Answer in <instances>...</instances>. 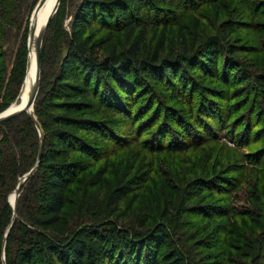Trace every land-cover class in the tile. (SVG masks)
<instances>
[{"label": "rangeland", "instance_id": "rangeland-1", "mask_svg": "<svg viewBox=\"0 0 264 264\" xmlns=\"http://www.w3.org/2000/svg\"><path fill=\"white\" fill-rule=\"evenodd\" d=\"M168 1L150 0L147 26L155 37L164 31L166 50L174 53L181 51V31L192 70L184 74L178 66L173 85L146 76L131 80L134 98L122 99L121 106L113 103L107 118L110 150L101 186L86 185L101 161L73 175L65 205L68 222L79 228L93 221L117 177L129 170L131 182L141 172L144 178L119 202L117 222L138 227L145 215L146 227L166 230L165 236H156L158 264H174L168 256L180 250L189 261L264 264V0ZM37 2L26 8L16 39L0 35V112L23 98L34 41L29 26L39 29L45 1L32 14ZM71 5L64 6L63 25ZM93 31L95 37L108 33L98 24ZM224 32L227 37L221 38ZM212 53L215 71L204 62ZM35 73L34 59L28 90ZM10 170L7 165L1 171L0 205L7 201L13 208L10 201L23 174L13 177ZM32 185L25 182L19 189L16 199L22 205H31L22 190L27 193Z\"/></svg>", "mask_w": 264, "mask_h": 264}, {"label": "trees", "instance_id": "trees-1", "mask_svg": "<svg viewBox=\"0 0 264 264\" xmlns=\"http://www.w3.org/2000/svg\"><path fill=\"white\" fill-rule=\"evenodd\" d=\"M33 2L0 0L2 40L17 38L21 19ZM149 2L60 0L40 48L33 111L42 127V138L25 111L0 121V175L7 165L11 176L24 174L36 163L39 153L37 169L20 185L34 181L27 193L22 190L31 205L16 199V216L4 244V263L2 239L0 242V264H158L160 240L156 236H165L166 230L146 227L145 215L138 227L125 228L117 222L121 198L144 178V173L138 172L131 182L129 170L117 177L103 195L93 221L73 228L65 213L73 175L101 161L86 181L88 187L101 186L110 150L107 118L113 103L121 106L122 99L134 98L131 80L146 76L157 84L173 85L178 66L184 74L192 70L187 39L181 31L177 33L181 49L177 53L171 47L166 50L164 31L157 38L150 32ZM65 4H72L67 25L62 23ZM96 24L108 33L95 37ZM113 33L120 38L116 40ZM226 37L224 32L221 38ZM215 60L214 53L204 60L209 71L216 70ZM12 215L13 208L3 202L0 233L5 234ZM168 259L174 264H221L218 259L211 263L189 261L183 250Z\"/></svg>", "mask_w": 264, "mask_h": 264}, {"label": "water", "instance_id": "water-1", "mask_svg": "<svg viewBox=\"0 0 264 264\" xmlns=\"http://www.w3.org/2000/svg\"><path fill=\"white\" fill-rule=\"evenodd\" d=\"M44 1L45 0H38L36 6L34 7V10H33L32 14L36 10V8H38L40 5L43 4ZM59 3H60V0H56L55 4L52 7L51 12L48 14V16H47V18H46V20H45V22L43 24L42 29L39 31V34H38V39L36 41V50H35V65H36L35 80H34L33 84L31 85V87L29 89L28 102L25 105L21 106V107H18V108H15V109H9L10 105L13 102H15V101H13L8 107H6L4 110H2L0 112V121L5 120V119L10 118V117H13V116H15L16 114H18L20 112H23V111L27 112L30 115V117L33 119V121L35 123V126H36V128H37V130L39 132L40 138H42L41 127H40V124H39V122H38V120H37V118H36V116H35V114L33 112V105H34V100H35V97H36V94H37V91H38V83H39V77H40V48H41V42H42V37H43L44 31H45V28H46L48 22L50 21L52 15L57 10ZM32 31H34V28L30 24V26H29V35H30V33ZM22 87H23V84H22ZM38 159H39V153H38V157H37L36 163L27 172H25L19 178V180H18V182L16 184V187L14 189L13 200L10 201L11 205L13 206L12 220H11V222L9 223V225H8V227L6 229V232H5V235H4V240H3V246L5 244L7 231L10 228V226H11V224H12V222H13L15 216H16V212H15L16 197L19 194L20 185L31 174H33L34 171L37 169V167H38Z\"/></svg>", "mask_w": 264, "mask_h": 264}, {"label": "bare ground", "instance_id": "bare-ground-1", "mask_svg": "<svg viewBox=\"0 0 264 264\" xmlns=\"http://www.w3.org/2000/svg\"><path fill=\"white\" fill-rule=\"evenodd\" d=\"M52 7H51V0H45L44 2V9H43V13L40 19V24H39V29L35 28L33 31V37H34V41L31 45V49H30V53H29V58H28V63H27V69H26V74L24 77V82H23V87L21 88V91L23 92V98L20 102V104L17 107L11 108V109H15L18 107H21L23 105H25L28 102V96H29V90L26 88V80H27V75L28 72L30 71V68L33 64V61L35 59V50H36V41L38 39V34L39 31L42 29L43 24L48 16V14L51 12ZM35 26V25H34Z\"/></svg>", "mask_w": 264, "mask_h": 264}]
</instances>
